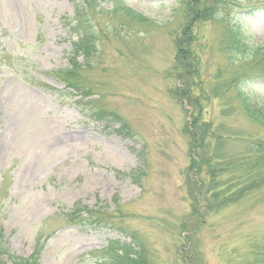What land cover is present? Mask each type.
<instances>
[{"label": "rangeland", "instance_id": "1", "mask_svg": "<svg viewBox=\"0 0 264 264\" xmlns=\"http://www.w3.org/2000/svg\"><path fill=\"white\" fill-rule=\"evenodd\" d=\"M218 1L185 33L181 0H0V264H112L103 249L128 236L152 264L250 263L264 187L213 211L205 172L215 130L216 157L241 151L236 104L264 107V80L230 87L226 106L199 92L261 58L264 0ZM186 81L207 112L203 150Z\"/></svg>", "mask_w": 264, "mask_h": 264}, {"label": "trees", "instance_id": "2", "mask_svg": "<svg viewBox=\"0 0 264 264\" xmlns=\"http://www.w3.org/2000/svg\"><path fill=\"white\" fill-rule=\"evenodd\" d=\"M223 3L218 0H181L182 10H185L189 15V21L184 26L183 31L185 33L190 32L195 21L206 19L214 10L223 7ZM257 9L262 11L264 10V6ZM184 46L186 45L184 44ZM185 50L190 53V46H187ZM244 65L245 63L242 64L240 61L233 62L231 65L233 70L231 79L224 80L216 86H210L209 91L202 90L201 88L199 94L204 97H208L209 95L212 97L211 100H205V104L216 102L219 105H229L227 103L229 102L227 96L229 95L230 87L234 89L233 85H236L240 89H246L249 85L256 86L253 83L254 80H264V53L261 54L258 62L252 64L250 68H244V71L239 70ZM244 73H247L248 76ZM67 75L69 76L64 81H60L64 88L71 90L78 89V81L71 74ZM232 81H234L233 84L231 83ZM182 87L183 91L180 93V97L191 108L186 134L190 138L191 148L203 150L208 147V143L205 142L206 137H209L207 132L210 128L209 123L205 119L207 112L203 115L200 102L194 99L193 91L191 87L189 88L187 81ZM236 105L245 114L249 126V128L240 132L241 137L230 138L232 141L239 140L241 151L230 161L222 158L221 152L219 154L216 152V157L212 153L216 141L220 144L225 143V140L222 139L223 136H220V132L215 130L211 137L214 144L211 149V156L206 159V186L208 189L207 193L209 195L212 194L210 201L213 202L211 207L213 211L239 203L246 199L252 190H260L264 187V136L261 134V131H264V107H261L256 101H249L247 99ZM211 132L212 130H210ZM202 162L204 163V161ZM192 231V229H187L186 235L183 237L184 241L191 238ZM128 237L129 243L119 244L117 242L119 247L116 249L112 247V244L108 248L103 249V251L107 252L108 260L112 259V264H152V262L148 261L145 252L143 253L139 246H135L132 243V236ZM119 252L120 255L117 254ZM250 255L251 261L249 264H264V246H258L255 250H250ZM36 261V257L31 256L26 260H21L17 264H36Z\"/></svg>", "mask_w": 264, "mask_h": 264}]
</instances>
